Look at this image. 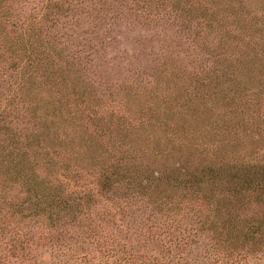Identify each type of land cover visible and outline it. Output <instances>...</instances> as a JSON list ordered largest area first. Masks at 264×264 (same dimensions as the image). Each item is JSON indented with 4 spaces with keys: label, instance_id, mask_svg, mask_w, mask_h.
<instances>
[{
    "label": "rangeland",
    "instance_id": "374dc122",
    "mask_svg": "<svg viewBox=\"0 0 264 264\" xmlns=\"http://www.w3.org/2000/svg\"><path fill=\"white\" fill-rule=\"evenodd\" d=\"M0 264H264V0H0Z\"/></svg>",
    "mask_w": 264,
    "mask_h": 264
}]
</instances>
